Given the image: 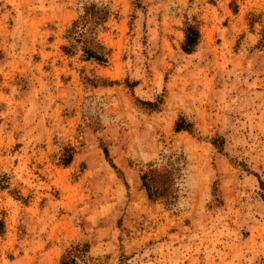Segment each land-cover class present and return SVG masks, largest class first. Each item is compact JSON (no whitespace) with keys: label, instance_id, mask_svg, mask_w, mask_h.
<instances>
[{"label":"rangeland","instance_id":"obj_1","mask_svg":"<svg viewBox=\"0 0 264 264\" xmlns=\"http://www.w3.org/2000/svg\"><path fill=\"white\" fill-rule=\"evenodd\" d=\"M90 4L104 64L61 51ZM168 162L175 199L149 201L140 175ZM259 180L264 0H0V264L77 243L81 264H264Z\"/></svg>","mask_w":264,"mask_h":264},{"label":"trees","instance_id":"obj_2","mask_svg":"<svg viewBox=\"0 0 264 264\" xmlns=\"http://www.w3.org/2000/svg\"><path fill=\"white\" fill-rule=\"evenodd\" d=\"M110 16L108 7L104 5L90 4L82 8V13L70 24L66 32L65 39L69 45L61 47L64 54H70L71 49L80 46L85 60H92L98 64H104L109 55L108 49L97 39L96 32L102 29L103 25ZM200 34L196 24L185 22L183 29V42L181 49L184 53L190 54L199 43ZM148 106H154L152 103H145ZM176 133L186 131L192 133L191 123L185 119L179 118L174 125ZM105 158L113 167L108 159L107 151L103 150ZM74 154L73 148H64L60 157V164L68 166L72 161ZM173 163L162 167L149 166L148 169L140 175V187L145 192L149 201L162 200L166 205H170L176 195V180L178 171ZM259 196L264 201V182L258 181ZM89 247L82 244H74L68 247L61 255L59 264H81L88 262ZM81 262V263H79Z\"/></svg>","mask_w":264,"mask_h":264}]
</instances>
